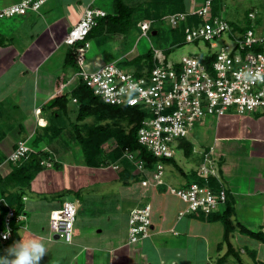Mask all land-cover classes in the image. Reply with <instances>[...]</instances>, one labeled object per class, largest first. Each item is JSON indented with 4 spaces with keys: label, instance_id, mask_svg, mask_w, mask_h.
Masks as SVG:
<instances>
[{
    "label": "crops",
    "instance_id": "0c3cea01",
    "mask_svg": "<svg viewBox=\"0 0 264 264\" xmlns=\"http://www.w3.org/2000/svg\"><path fill=\"white\" fill-rule=\"evenodd\" d=\"M19 1L0 0V7ZM97 1L61 0L64 3L60 6L61 12L56 10L50 23H46V19L37 18L42 17L41 10L49 0L39 10L17 14L31 24L29 33H23L19 41H15L12 34L16 30L14 25L6 21L3 24L2 20L5 19L0 18V37L4 40L0 44V229L4 224L2 209L5 206L1 203L2 197L6 200L8 195L21 194L25 214V218L17 224L14 236L12 233L7 240L0 238V255H4L6 249L16 241L35 238L47 250L40 264H261L264 262V242L240 231L238 227L231 232L230 243L239 257L232 253L221 260L228 250V244L222 242L223 223L219 220L207 221L195 214L179 217V211L185 209L187 203L179 197L183 204H177L175 199L166 195V185L171 186L173 183L168 181V184L165 182L159 186L143 185V177L132 161H129L133 165L129 174L126 166L120 162L118 168L112 167L115 163L112 161L109 164L89 165L73 129L77 122L82 132L86 133L89 124H84V121L89 117L82 121L76 119L78 103L74 98L66 109L46 107L47 102L57 93L70 94L79 82L75 67L64 65L66 52L71 47L63 42V38L69 28L82 17L89 4L101 7ZM123 1L135 8L134 26L139 29V22L148 18L137 15L140 11L144 13L143 9L166 14L161 17L165 18L169 11L189 10L202 3V0ZM51 11H54L53 8L45 10ZM153 17L156 16L149 18ZM142 35L146 36L143 32ZM96 40L101 46L107 43L104 36ZM63 45L65 49L61 65L50 70L43 69L45 63ZM69 67L72 72L74 69L76 71L70 74ZM61 79L63 83L59 89L57 83ZM72 102L76 107L71 106ZM11 108L16 112L23 111L20 121L11 119ZM232 114L242 117V121L227 129L222 139L215 135L213 142L200 145L199 154L203 158V152L215 145L213 156L218 160L221 182L228 192L227 201L232 204L233 223L242 224L251 231L264 232V112L237 114L229 111L220 118L207 116L195 126L205 125L204 121L209 118L210 126L216 119L213 126L217 128L221 118L231 119ZM68 127L69 132L65 131ZM65 132L70 141L79 144L82 152L79 161H62L59 158V150L62 148L59 147L62 144L60 139ZM19 139L26 140L36 151L42 150L52 161L57 162L56 165L43 166L27 185H20L9 177L18 163L10 161L8 156ZM186 141L189 142L187 148H192L189 153L191 155L196 150L193 142L183 139L178 146L183 147L186 153ZM109 142L104 144L106 150H111L116 144L114 140ZM63 143L68 148L66 146L69 144L66 141ZM227 159L231 160L230 166L224 173L222 165H225ZM121 171L133 178L123 180ZM186 174L183 173L185 180L176 186L188 183ZM148 176L151 174L148 173ZM117 183L123 187L118 189L120 194L115 195L110 186ZM108 195L109 198L115 195L113 201L107 200ZM71 196L74 197L72 200L77 207V216L73 236L70 241H66L58 238L51 230L49 217L51 210L60 207L66 199L71 200ZM227 201L215 212H222ZM146 202L152 206L151 234L131 243L130 211Z\"/></svg>",
    "mask_w": 264,
    "mask_h": 264
},
{
    "label": "built area",
    "instance_id": "2783aa9c",
    "mask_svg": "<svg viewBox=\"0 0 264 264\" xmlns=\"http://www.w3.org/2000/svg\"><path fill=\"white\" fill-rule=\"evenodd\" d=\"M47 1L20 0L0 7V18L39 10ZM213 4L214 0H202L192 9L169 15L173 29H182V43L203 46L204 51H190L178 60L168 61L164 50L153 49L154 65L150 69H143L140 74L124 68L118 60L88 69L86 51L91 45L89 33L98 18L107 15V11L101 7L89 4L63 38V42L74 51L77 77L90 86L96 95L110 104L138 106L146 111L138 130V141L159 160L149 169L136 152L125 150L123 154L135 161L138 170L143 173L141 183L145 186L165 183L163 159L173 157L174 147L205 117L220 118L229 111L237 114L264 112V30L259 32L255 29L253 22L257 11L248 12L250 27L238 31L225 17L213 13ZM151 23L147 19L139 22L146 36ZM256 45L262 49L254 50ZM213 151L214 146H210L203 152L202 163L196 170L203 182L191 181L166 188L187 203V207L179 211V217L186 214L208 215L227 201L228 192L221 182L220 167ZM32 152H36L35 148L26 140L19 139L8 159L19 163ZM41 164L51 166L54 161L48 156ZM112 167L118 168L119 163H113ZM212 178L218 183L217 187L213 186ZM1 203L6 207V212L0 238L7 240L12 236L13 226L19 224L25 214L23 211L17 213L3 197ZM151 211L149 202L130 211L131 243L150 236ZM76 216L75 202L66 199L60 207L50 212L51 230L58 238L70 241Z\"/></svg>",
    "mask_w": 264,
    "mask_h": 264
},
{
    "label": "trees",
    "instance_id": "16d2710c",
    "mask_svg": "<svg viewBox=\"0 0 264 264\" xmlns=\"http://www.w3.org/2000/svg\"><path fill=\"white\" fill-rule=\"evenodd\" d=\"M218 0H214L213 13L219 14L218 12ZM183 10V9H181ZM175 10V11H181ZM135 8L127 5L123 0H113L111 10L107 12V15L100 17L97 20V24L91 29L88 39L106 36V35H120L124 37L131 28L135 25L133 13ZM232 28L238 31H245L250 27V21L240 24L235 21H230ZM174 39L172 40V46L175 44L179 45L182 43L184 34L181 28L172 29ZM3 38L0 37V44L3 43ZM172 47L165 50L166 54L171 53ZM262 49L260 45L254 46V50ZM153 50L150 49L146 53L140 54L130 60H125L130 66H134L135 71L140 74L143 69H150L154 65ZM209 61H207L208 63ZM64 65L77 67L74 51L69 48L65 55ZM62 79L58 81L57 88L60 89ZM75 98L78 103V110L76 119L82 121L87 117H95L97 123L90 126L86 133L82 132L81 125L77 122L74 123L73 129L74 134L78 142L80 143L83 151L84 158L89 165H100L101 163H110L114 161L121 165L126 166V171L129 174L131 166H133L123 154L125 150L136 152L137 156L145 161V167L152 169L159 158L155 157L145 146L140 144L138 141V130L141 126L143 118L146 116V111L138 106H129L126 104H110L105 102L99 95H96L93 89L88 86L81 78L75 88L70 94L57 93L54 98L47 102L46 107L58 109H66L68 103ZM112 119L113 123L105 122L106 120ZM119 119L126 121V127L119 124ZM103 122V123H102ZM113 139L116 144L111 150H106L104 144L109 140ZM186 153L189 154L191 147L189 142L184 143ZM48 154L41 151L32 152L28 158L19 162L14 170L10 174L12 180H16L20 185H27L36 175V173L44 166L41 161L47 158ZM164 162H173L175 167L186 174L183 168L175 161L173 157L163 159ZM54 162L53 165H56ZM125 170V169H124ZM123 172V171H121ZM189 181L203 182V178L200 177L196 170L188 174ZM123 180H126L128 176L123 172ZM214 187L218 186L215 178H212ZM8 197V198H7ZM6 201L9 205L13 206L17 213L23 211V201L21 194H11L6 196ZM6 212V207H3V216ZM233 213L232 204L227 201L225 209L222 212H213L208 215L199 214L200 218L207 221H221L224 225L223 241L228 244L227 254H225L221 260H224L229 254L239 257V253L232 247L230 243V234L237 227L240 231L248 233L249 235L257 238L264 242L263 231H251L242 224H234L231 215ZM17 225L13 226V236L16 232ZM1 230V229H0ZM221 242V243H222ZM264 264V262H261Z\"/></svg>",
    "mask_w": 264,
    "mask_h": 264
},
{
    "label": "rangeland",
    "instance_id": "374dc122",
    "mask_svg": "<svg viewBox=\"0 0 264 264\" xmlns=\"http://www.w3.org/2000/svg\"><path fill=\"white\" fill-rule=\"evenodd\" d=\"M126 2L131 3L129 0H126ZM97 3L98 5L103 7V9L106 11L111 10L112 2H110L109 0L108 1L98 0ZM63 4L64 3L61 2V0H49V2L47 3V6L43 7L41 10L43 13L42 17H37V18L39 20L46 19L47 20L46 23H50L54 19L55 11L58 10L59 12H61L60 6ZM217 4L219 6L218 12L222 17L227 18V20H232L237 23H243V24L246 23V21L248 20V17H247L248 12L256 9L257 14L253 22L255 29L258 31L264 30V0H222V2L221 0H218ZM52 8L54 11L45 12L46 9H49L50 11V9ZM143 10H144V13L140 11V12H137V15H139L141 18H144L147 16L148 17L147 19H150L153 21V23H151L152 27L147 32V36H143L142 31L137 26H134L129 31V35L128 36L125 35V37H121L120 35H114V36L106 35L104 39L105 41H107V43L104 44L103 46L97 43L96 38H99V37L91 39L90 41L91 45L86 51L88 69H94L104 62H108V61L116 59L118 60V62L121 63V65L124 68L129 69V70H135L134 66L133 67L130 66V64L126 63L125 60H130L134 56H138L140 54L146 53L150 49L152 50L161 49L165 51L167 48L172 47L171 53L166 54L168 55V61L178 60L183 54L189 53L190 51H194V52L204 51L203 46H196L192 43H187V42L181 43L179 45L171 46L173 27L171 26L169 22V15L172 12L169 11L168 12L169 14L167 13V17L161 18L162 16L166 14L153 13L151 10L149 12L146 11L145 9ZM44 12L46 14H44ZM152 16H156V17H153L152 19L149 18ZM17 17H18L17 14L12 15V16L2 17L5 19V20H2L3 24H4V21L10 22L11 25H14L13 27L16 28V30L12 32V34L14 33L13 36H15L14 38L15 41H19L21 35L23 33L28 34L31 29V24L28 23V21L25 22L24 19H22V17H18V19H16ZM50 25L51 24H49V26ZM64 49L65 47L63 45L62 48L58 52H55L50 57V59L45 63L44 67L42 68L50 70L52 68L59 67L62 63V55H63ZM75 69L77 70V68ZM75 69L73 70V72L76 71ZM70 70H71V73L70 72L69 73L73 74L72 69H70L69 67L68 71ZM71 106L76 107V104L72 102ZM76 109L78 110L77 107ZM11 110H12L11 115H10L11 119L13 121H17V120L20 121L19 119L23 117L22 116L23 111L17 110L16 112L15 109L13 108H11ZM73 114H74V111L72 112V115ZM230 117L232 118L231 119H228L227 117L221 118L220 123L217 128L213 126L215 125L216 119L212 121L213 125L210 126L211 123L209 122V118H207L204 121L205 125L193 127L192 128L193 130L192 129L190 130L191 133L189 132L190 135L188 134V136L185 138L186 140H189L193 142L194 145H196V150L192 152L191 155L190 154L187 155V153H184V149L181 146L176 145L174 147L173 158L183 168V170H185L186 172H192V171L197 170L199 165L202 163V159H203L201 158V155L199 154L200 145L213 142L215 139V135L219 137L218 139H222L227 129L233 128L234 127L233 124H235L236 122L242 121V117L237 116L236 114L235 115L232 114L230 115ZM105 122H108L111 124L113 123V120L109 119V120L104 121V123ZM118 122L119 124L124 125V127L127 128L125 126L126 125L125 120L119 119ZM96 123L97 121L95 117L93 116L87 118L84 121V124H89L88 128ZM69 129L70 128L68 127L65 131L69 132ZM60 140L62 144H60L61 143L60 142L59 147L62 146L63 149L61 148L59 150V158L62 159V161L68 160V161L76 162L82 159V152L79 147V144L76 143L75 141H70L67 138L66 132L62 134ZM111 140L113 141V139H109L107 142ZM65 141L66 143L69 144V146H66L68 148H65L64 146L65 143L63 142ZM213 146L215 148L214 144ZM226 158H229V156H227ZM130 161L134 162V164L136 165L134 160H130ZM230 161L231 160H228V159L226 160L225 162L226 167L225 165L224 166L222 165V169L224 170V173L228 171V168L230 166ZM232 164L233 163H231V166ZM140 173H141L140 176L142 177L143 173L142 172ZM163 179L167 184L169 182L173 183V185L171 186H176L181 181L185 180L183 173L175 167L173 162H166L164 164ZM120 185H121L120 183H117V185L115 186H110L112 188L111 192H113L115 195L120 194L118 193V189L123 187L122 185L121 186ZM108 186L109 185H107L106 187ZM133 186H135V184H133ZM167 187L168 185H166V188ZM115 195H111L110 198L108 195L107 200L113 201ZM166 195L170 196L171 199H175V202L177 204H180V203L181 205L183 204V201H180L181 199H179V197L175 196L173 193L171 194L170 191L166 192ZM72 199H74L73 196H71V200ZM222 208H223V205H222Z\"/></svg>",
    "mask_w": 264,
    "mask_h": 264
},
{
    "label": "clouds",
    "instance_id": "9594fccd",
    "mask_svg": "<svg viewBox=\"0 0 264 264\" xmlns=\"http://www.w3.org/2000/svg\"><path fill=\"white\" fill-rule=\"evenodd\" d=\"M46 254L45 245L39 239L19 240L0 255V264H40Z\"/></svg>",
    "mask_w": 264,
    "mask_h": 264
}]
</instances>
